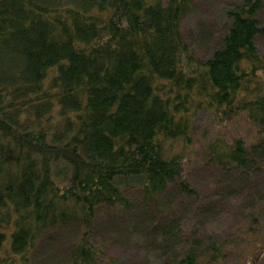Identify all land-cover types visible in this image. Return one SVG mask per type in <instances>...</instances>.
Returning a JSON list of instances; mask_svg holds the SVG:
<instances>
[{"label":"trees","instance_id":"1","mask_svg":"<svg viewBox=\"0 0 264 264\" xmlns=\"http://www.w3.org/2000/svg\"><path fill=\"white\" fill-rule=\"evenodd\" d=\"M216 4L0 0V264H120L100 215L146 262L224 260L188 172L222 171L221 201L264 170V0ZM243 115L248 138L198 133Z\"/></svg>","mask_w":264,"mask_h":264},{"label":"rangeland","instance_id":"2","mask_svg":"<svg viewBox=\"0 0 264 264\" xmlns=\"http://www.w3.org/2000/svg\"><path fill=\"white\" fill-rule=\"evenodd\" d=\"M217 2L224 0H195L201 7L203 14L214 17L218 8ZM220 4V3H219ZM220 6V5H219ZM195 26L196 18L190 19L189 25ZM187 27V25H186ZM261 44L264 49V39H261ZM199 134L203 132L206 140H211L217 132H226L228 136L242 135L246 138L252 136L253 128L247 119L243 116H238L232 119L229 125L212 122L207 123L201 117L198 120ZM199 144V143H197ZM194 159L190 162V171L188 177L190 182L199 189L200 197L208 204H216L218 207L217 220L212 222L213 234L223 236L221 239L225 244L226 255L223 261L212 264H264V206L260 207L262 212L257 208L256 221H251L253 229H249L250 224H245L244 213L251 209L249 202L257 201L258 195H254L252 191L257 190V193L264 190V170L255 172L252 175L251 181L238 194H234L229 199L218 201L220 195H215V191L219 188L220 175L222 171L217 170L214 166L208 165L205 159L199 156V153L194 154ZM254 185V189H253ZM140 195V194H139ZM250 198H247V197ZM250 199L252 201H250ZM214 201V202H213ZM262 214V216H259ZM98 230L94 235V242L102 245L108 254L117 258L120 264H157L154 260V253H151L152 262H146V248L137 246L138 243H124L126 236L115 233L112 228L101 229L102 224H105L103 218H97ZM220 238V237H218ZM228 238V239H226ZM67 262V259L63 261Z\"/></svg>","mask_w":264,"mask_h":264}]
</instances>
